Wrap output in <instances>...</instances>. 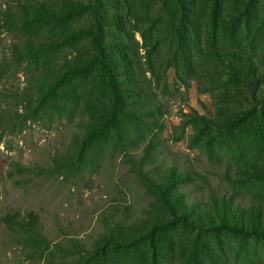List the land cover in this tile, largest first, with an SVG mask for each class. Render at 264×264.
<instances>
[{
	"label": "rangeland",
	"instance_id": "1",
	"mask_svg": "<svg viewBox=\"0 0 264 264\" xmlns=\"http://www.w3.org/2000/svg\"><path fill=\"white\" fill-rule=\"evenodd\" d=\"M17 1L21 0H0V7ZM42 1L53 8L63 2ZM76 1L82 8L67 20L31 23L12 31L0 26V57L14 37L62 38L59 45L30 56L17 71L1 74L0 86L22 85L27 72H56L66 60L87 55L88 32L99 17L107 48H120L117 71L110 80L119 91L130 84L119 92L120 102L135 117L116 113L112 124L105 126L109 120L105 103L113 94L94 67L70 72L62 83L49 80L57 99L45 100L36 120L0 140V214L7 206L22 212L33 209L52 239L66 232L91 246L104 222L116 218L111 205L130 203L136 213L150 207L151 195L131 166L154 145L144 168L161 156L184 159L194 177L181 186L188 198L207 194L212 186L242 204L259 207L264 218V178L255 170L264 163V77L234 75L216 52L264 54V0H98L97 10L90 7L92 0ZM169 6L178 7L174 20ZM69 26L84 32L68 38ZM254 61L263 70L259 56ZM139 85L150 89L149 100L136 94ZM194 112L215 119L247 114V121L212 123L197 135L188 122ZM13 160L31 168L36 163L50 168L19 173ZM165 237L172 247L165 263L186 264L194 231L175 227ZM200 237V248L223 264H264V235L220 230ZM13 239L0 221V264L41 263L29 259L27 250Z\"/></svg>",
	"mask_w": 264,
	"mask_h": 264
},
{
	"label": "trees",
	"instance_id": "2",
	"mask_svg": "<svg viewBox=\"0 0 264 264\" xmlns=\"http://www.w3.org/2000/svg\"><path fill=\"white\" fill-rule=\"evenodd\" d=\"M97 3L98 0H92L90 7L101 9V5ZM81 8L82 4L76 0H63L62 6L58 8H53L42 0L8 2L6 6L0 7L2 21L0 26L12 31L31 23L67 20ZM167 8L174 20L178 7ZM176 23L178 31L180 25ZM99 24L101 23L98 17L94 27L88 32L91 37V47L87 55L79 60H66L59 65L61 68L56 72H44L40 69L27 72L22 85L8 83L0 86V140L4 134L15 133L29 122L36 120L45 100L57 99L51 92L54 83L49 80L62 83L70 72L87 67L98 69L107 81V87L112 90L113 98L105 103V108L109 110V120L105 122V126L112 124L116 113L135 117V112L124 109L120 102L119 92L123 93L130 84L126 83L123 89L120 87L122 91H119L110 80V74L117 71L115 62L117 50L120 48L118 46L107 48L110 44L106 42L104 36H101L103 29ZM82 32H84L83 28L69 26L67 37H75ZM61 40V37H56L53 41L30 38L24 41L22 38H12L9 41L8 52H4L0 57V75L5 71H17L24 66V62L28 63L30 56L44 52L53 45H59ZM216 52L234 75L246 79L264 77V67L261 70L254 61V57L259 56L264 65L263 53L256 51L246 53L235 49ZM139 86L136 94L142 100H149L150 89ZM219 117L215 119L194 112L189 114L188 122L199 135L212 123L229 124L234 119L238 123L247 121V114L239 118L233 117L232 113L222 119ZM152 149L154 145L147 146L131 166L151 195L150 207L136 213V207L132 208L133 205L130 203L111 205L109 209L115 212L116 218L104 222L98 235L92 239L91 246L86 247L84 243L86 239L66 232L58 233L56 238L52 239L44 233L39 214L33 209L22 212L17 207L7 206L0 214V221L5 225L6 230L11 231L13 241L27 250L26 256L40 261V264H166L165 261L172 255V247H168L165 233L175 227L194 231L195 237L191 241L192 248L186 255V264H223L214 254L200 248L202 233L224 230L241 235H264L262 210L236 201L233 194L221 192L210 186L207 194L188 198L181 186L194 180V177L190 174L188 163L184 162V159L179 162L176 155L170 159L161 156L157 158L158 162L151 164L147 169L144 168V161L147 160ZM128 156L133 159L131 153ZM66 160L68 159H65L63 164L67 162ZM11 163L19 173L27 170L43 173L46 168H50V165H39V163L34 164L32 168L15 160ZM180 166L184 167L180 168ZM255 170L258 176L264 178V163L257 165ZM196 173L201 178H205L201 172L196 171ZM223 176L224 178L228 176L227 169L223 171ZM103 212L105 213L106 209Z\"/></svg>",
	"mask_w": 264,
	"mask_h": 264
}]
</instances>
